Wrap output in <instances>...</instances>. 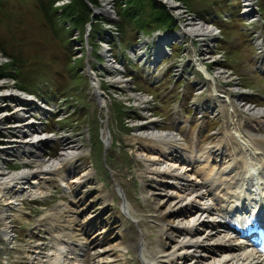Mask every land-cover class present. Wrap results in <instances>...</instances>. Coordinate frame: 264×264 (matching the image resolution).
<instances>
[{"label":"rangeland","instance_id":"obj_1","mask_svg":"<svg viewBox=\"0 0 264 264\" xmlns=\"http://www.w3.org/2000/svg\"><path fill=\"white\" fill-rule=\"evenodd\" d=\"M174 1L179 3L178 11L165 2H157L174 18L177 30L194 19L207 23L211 21L217 30L213 26L211 37L198 35L183 37V40L173 39L181 43L173 41L164 44L167 52L171 49V54L159 57L153 67L148 68L145 61L150 56L139 58L141 51L138 48L143 45L142 38L148 41L145 44L147 55L151 50L155 53V41L158 39L160 42L161 36L151 32L166 31L165 27L152 22L156 10L151 8L150 0L143 1L140 19H145V22L140 30L132 18L124 16L121 10L123 0H110L112 8L108 6V9L115 13L111 12V17L103 11L101 0H96V5L85 1L97 13L92 15L91 10L89 21L76 30L68 28L69 22L62 17L59 9L61 0L55 2L57 10L50 17L44 15L35 0H0V53L4 59L0 61V78H9L10 84L18 90L49 103H58L56 109L60 114H70L61 123L53 122V115L49 118L53 124L50 123L48 129L57 133V139L47 145L49 149L44 150L49 151L52 158L58 156L63 148L62 136L68 137V142L80 146L79 151H82L59 169L60 173L79 178L77 183L65 189L53 181L45 190L50 195L41 202L23 200L21 205L14 206L19 211L28 212L24 219L0 221V230L5 228L9 233V238L5 239L0 231V264H38L36 259L46 261L44 253L54 251L50 242L53 240L48 225L38 226V216L54 211L56 205L62 203L70 206L72 198L77 200L93 191L95 193L84 200V206H90L101 191L105 194L97 206L89 207L86 214L91 219L84 225L87 230L83 236L89 242L99 229L104 228L108 231L106 239L112 240L101 241L98 245L88 244L84 248L85 260L88 258L90 261L93 254L99 253L98 257H94L99 264H142L134 245L139 232L146 236L144 239L149 250L158 245L162 249L165 247L161 256H166L167 264H202L191 256L181 258L184 251L177 237H174L175 241L165 240L163 214L166 208H159L153 203L157 202L161 193H165L174 201V206L180 201L183 205L196 201L197 206L210 203L216 208L221 205L231 209L235 204H243L241 197L244 194L250 196L243 204L248 206L253 203L254 195L244 193L238 187L246 171L240 167L241 161L243 164L248 161L257 168V191L261 192L264 204V148L256 143L264 141V133L252 131L247 124V115L239 108L264 109V75L260 71L264 68V0H254V12L248 16L240 15L243 0ZM44 6L47 8V0H44ZM213 10L221 12L219 17L216 18L215 14L202 15ZM251 17L256 20L251 21ZM108 32L111 36L106 34ZM101 44L106 45L107 50ZM107 59L121 63L119 72L108 67ZM12 61L19 65H11ZM87 62L100 82L101 93L106 97L102 106L90 93ZM202 65L212 75L218 72L225 74L229 81L218 77L206 79L198 71L202 70ZM122 75L129 81L118 89V85L111 81L119 77L124 80ZM138 97L147 99V105H140ZM229 101L234 109L229 107ZM142 106L146 111L142 110ZM11 110L8 106L7 112ZM151 119H154L152 128L176 132L181 139L177 153H173V159L164 160L165 165L173 166L191 182L199 183L198 173L218 177L221 186L219 189L213 186L214 194L208 202L194 200L175 181L152 173L155 166L149 165L147 159L152 158L150 149L154 150V146L151 142L135 140L138 127H133ZM43 128L47 129L46 126ZM106 129L111 136L108 145L104 143ZM3 135L0 131V142ZM237 140L248 143V151L245 152ZM143 143L145 149L139 146ZM219 146L223 156L212 155L216 164L208 165L203 151ZM224 157H230V161ZM174 158L177 159L175 164ZM4 164L9 169H18L23 165L13 160ZM86 171L90 173L82 177ZM155 183H163L164 187H159L157 191ZM117 186L122 192H118ZM124 199L133 209L131 216L121 212ZM79 203L77 200L75 206ZM105 205L107 212L99 214ZM84 216H79V219ZM206 220L218 221L219 218L212 214ZM218 230L220 236L229 237L233 244L241 241L223 227ZM75 247L82 255V248ZM104 250L110 251L103 253Z\"/></svg>","mask_w":264,"mask_h":264},{"label":"bare ground","instance_id":"obj_2","mask_svg":"<svg viewBox=\"0 0 264 264\" xmlns=\"http://www.w3.org/2000/svg\"><path fill=\"white\" fill-rule=\"evenodd\" d=\"M101 1L103 2V11L110 16L111 12H109L108 9V5L111 3L110 0ZM243 1L245 3L243 9L249 12L254 0ZM165 2L168 6L177 9V11L180 8V6H177V3L173 1L165 0ZM189 19L190 21L193 20L191 18H188L187 20ZM251 21H254V19H251ZM212 28L213 27L208 23L199 19H194L192 22L182 24L180 30L174 35V37L182 38V40L183 37L192 38L198 35L211 37ZM110 34L111 33L109 32L108 36H111ZM142 40L143 45L138 49L141 51V56L144 57L146 50L145 44L148 43V41L145 40V38H142ZM165 40H169L171 43L174 41L167 36L162 37L157 47L158 51L162 49V44L165 43ZM178 43L181 42L179 41ZM104 56L107 57L106 55ZM0 61H4L1 54ZM107 65L114 72H119L121 63L118 64L116 61L107 59ZM87 66V73L91 80L90 93L95 97L98 105L102 106L106 102V97L101 93L100 82L98 81L95 72L90 69L88 62ZM200 72H202L204 77L208 80H214L218 77L224 81H229V78L220 72L212 75L208 72L205 65H202V70H200ZM122 78L124 79L125 77L122 75ZM8 79L9 78H0V131L4 134V138L0 142V144H2L0 145V207H2L0 208V221L2 220L4 222L7 219L21 220L25 218V215H28V212L19 211L14 208V206L21 205L22 201L25 200V198L21 197L20 191L25 190L27 196L35 195L40 197L47 194V191L45 190L49 188L50 179L54 180L57 186L65 189H69L72 184L77 183L79 178L74 179L71 174L69 176L68 174L60 173L59 169L67 161L75 159L78 154L80 155V153H82V151H79L80 146L71 145L72 142H68L69 138L62 136L60 140L63 148L58 153V156L54 158H45L41 154L42 149L38 144L42 143L49 134L44 133V131L41 130L40 123L37 122L35 124L32 120L27 121V114H29L27 106L33 104L30 100L32 97L30 94L16 89L14 85L10 84ZM128 81L129 79L122 80L121 77H119L111 81V83L117 84V88L121 89L127 85ZM236 96L240 97L241 95ZM137 99L140 100V105H147V99L142 97H138ZM209 103L212 104L211 102ZM8 106L12 108L10 112H7ZM229 107L234 109V106L230 101ZM207 108H210V106ZM239 108L247 115V124L249 125V128L252 131L264 133V109L246 106H240ZM142 110L146 111L145 106H142ZM7 119H10L9 122H7ZM152 124H154V119L145 122V124L139 123L133 126L138 127L136 130L138 134L134 135L135 140H142V142L145 143L151 142L153 144L152 146H154V150L150 149L152 151L151 154H153V156L151 155L152 158L147 159V161H150L149 165L155 166L152 173H155L162 178H168L175 181L178 187L184 192L189 193V196L194 200L205 201L204 203L208 202V198L210 196L212 197L214 194L212 192L213 186H215V189H219L221 186V184L219 185L218 183V177L209 175L206 177L205 173H198L196 176L199 178V183H196L195 181L191 182L187 176L180 174L177 170L173 169V166L165 165L163 161L173 159L171 158L174 155L173 153H177L176 151L179 149L181 139L176 132L155 130L152 128ZM30 130L32 131L28 133ZM4 140H6V142ZM237 141L241 144L245 152L248 151V149H246L249 145L248 143H243L241 140ZM110 142L111 136L106 129L104 143L108 145ZM5 143H9L10 145L3 146ZM256 143L261 148H264V141L261 143L257 141ZM139 146L144 149L146 148L144 143ZM192 152H195L197 155L199 154L196 151ZM202 154L207 156L206 163L208 165L216 164L212 155H216L217 157L223 156L220 146L218 148L213 147L208 150L205 149ZM17 157L19 159H17ZM224 158L228 160L230 157ZM11 160H16V163L23 165L18 169H9L4 163ZM176 161L177 159L174 158L173 164H175ZM241 162L242 165L240 167H242L243 170H247L248 173L256 170L255 165H250L251 163H248V161H246L245 164H243V161ZM89 173L90 172L86 171L81 176H86ZM34 175H40L41 177L40 179L37 178L33 182H30V185L29 183L24 184L26 180L32 178ZM82 185H84V183ZM162 186L164 187L163 183H155V189L157 191L159 190V187ZM116 188L118 189V192H122L118 186ZM256 189H259V187ZM92 193H95V191L86 194L84 197L77 198V200L80 201L78 206H75L77 200L72 198L70 206L67 205V203H62L58 206L56 205L54 211H47L45 215L38 216V226L44 227L48 225L53 240L50 242L52 243V247L54 246V251L50 254L44 253V256H47L46 261L34 258L37 260L38 264H85L84 262L87 264L89 262L91 264H99V262L94 261V257L99 255V253L93 254L90 261L88 258L85 260L86 252H84V248L88 244L92 246L98 245L101 241L112 240L106 239L108 231L101 228L95 233L96 235L93 239L86 242L87 237L84 236L86 235L87 229L84 225L86 221L91 219L86 213L89 211V207L93 208L94 206H97L102 196L105 194L101 191L97 195L96 200L90 206H84V200L88 196H91ZM159 197L160 198L156 203L154 201L153 205H156L159 208L162 206L166 208L163 214V225H165L164 231L167 236L165 240L171 242L175 241L174 237H177V242L181 250L184 251L181 257L182 259L191 256V258L196 259L198 262H202V264H264V255L260 254L256 249L253 248L247 251L242 244H233L229 237L220 236V233L218 232L220 227L225 228L227 231L230 230L228 228V215L231 214V209L222 207L221 205H219V208H216L210 205V203H207L205 206H197L195 204L196 201L185 205L180 201L174 206V201L167 194L161 193ZM107 200L108 199L106 198L105 201ZM174 207L177 208L175 209ZM79 209L80 214H78ZM122 211L124 214H127V216H131L133 211L132 207L125 199L121 205V212ZM104 212H107V205L103 207L99 214H103ZM212 214H215L219 220H206L207 217L212 216ZM81 215H85L82 220L79 219V216ZM241 217L238 218L241 231L250 234L249 227L244 225ZM62 221H66V223L63 224ZM0 231L1 236L5 239L9 238V233L5 228ZM144 236L143 233L139 232V235L134 242V245L136 246L135 251H138V258L142 264H167V261L165 260L166 256H161L165 253V247L162 249L161 246L158 245L152 248V250H149ZM208 240L214 243H210ZM75 246L82 248V255L77 249H74L76 248ZM35 247H37V245H35ZM108 251L110 250H104L103 253Z\"/></svg>","mask_w":264,"mask_h":264},{"label":"trees","instance_id":"obj_3","mask_svg":"<svg viewBox=\"0 0 264 264\" xmlns=\"http://www.w3.org/2000/svg\"><path fill=\"white\" fill-rule=\"evenodd\" d=\"M38 6L42 9L44 15L47 17L51 16L53 11L57 10V7H54L55 2L60 0H47V8L44 6V0H35ZM143 1L144 0H123L121 4V10H123L124 16H128L132 18L134 22H136V27L140 30L144 27L145 19H140L141 13L143 10ZM158 1V0H157ZM156 0H150L151 8L155 9L156 11L153 12L152 15V22L157 23L159 27H165L166 30H174L176 27L174 26V18L167 12L166 8ZM89 3L92 5H96V0H89ZM264 5V3H263ZM61 6L60 13H62V17L66 18V22H69V27L73 30H76L77 27L81 26L82 24L87 23L90 19V12L91 9L88 3L85 0H69V2L59 5ZM230 7V6H229ZM233 7L231 6V9ZM262 8V7H261ZM213 14H221L220 11L213 10L207 11L203 16L213 15ZM209 16V17H210ZM64 27V26H63ZM68 30V28L64 27ZM121 30H123V26L120 24ZM150 32V31H148ZM11 65H19L17 62L12 61ZM13 69V68H12ZM9 74V73H7ZM24 89V87H23ZM26 90V89H24Z\"/></svg>","mask_w":264,"mask_h":264},{"label":"water","instance_id":"obj_4","mask_svg":"<svg viewBox=\"0 0 264 264\" xmlns=\"http://www.w3.org/2000/svg\"><path fill=\"white\" fill-rule=\"evenodd\" d=\"M86 2L88 1V0H85ZM109 1V0H108ZM90 5V4H89ZM91 6V5H90ZM109 6V8H112L111 7V3L108 5ZM178 6V5H177ZM91 10H92V15H94L95 13H97V11L95 10V8H92V6H91ZM109 12H112L113 14H115L113 11H112V9H110L109 10ZM1 54V53H0Z\"/></svg>","mask_w":264,"mask_h":264}]
</instances>
